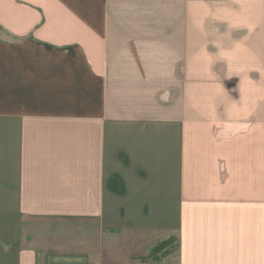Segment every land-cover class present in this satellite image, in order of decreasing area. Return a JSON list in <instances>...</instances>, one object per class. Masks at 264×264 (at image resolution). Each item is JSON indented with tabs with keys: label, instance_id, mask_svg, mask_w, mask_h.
Listing matches in <instances>:
<instances>
[{
	"label": "crops",
	"instance_id": "crops-1",
	"mask_svg": "<svg viewBox=\"0 0 264 264\" xmlns=\"http://www.w3.org/2000/svg\"><path fill=\"white\" fill-rule=\"evenodd\" d=\"M0 264H264V0H0Z\"/></svg>",
	"mask_w": 264,
	"mask_h": 264
}]
</instances>
